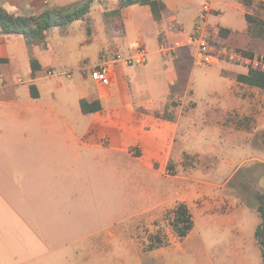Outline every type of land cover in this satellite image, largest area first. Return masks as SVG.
<instances>
[{
  "label": "rangeland",
  "instance_id": "obj_1",
  "mask_svg": "<svg viewBox=\"0 0 264 264\" xmlns=\"http://www.w3.org/2000/svg\"><path fill=\"white\" fill-rule=\"evenodd\" d=\"M172 1L177 6L167 11L166 23L158 25L160 31L164 24L171 29L173 41L187 30L182 20L195 19L206 0ZM211 1L214 9L209 23L215 48L250 50L264 58V40L251 38L245 18L246 12L256 10L240 0ZM190 9L193 11L189 12ZM172 17L178 19L172 21ZM221 27L230 30L226 38L220 36ZM65 28L52 27L51 40L62 37ZM130 33L131 47L145 44L151 51L148 68L157 57L161 66L167 62V67L158 70L157 78L158 87L166 85L173 66L168 59H163V53L153 51L168 41L160 43L157 38L146 36L138 42L135 33ZM17 36L9 41L14 54L9 67L0 65V264H238L244 259L241 254H245L250 264H263L255 235L261 217L239 190L242 177L250 190L264 193V174L243 176L251 157L256 153L264 156V135H261L262 144L256 141L259 130H264V91L256 89L254 93L249 86L233 78L235 73L248 71L247 63L229 54H220L221 61L198 65L193 63V56V62L188 63L186 87L174 97L169 95L159 110L161 115L175 118L179 107L186 115L196 105L189 121L192 127L198 128L199 137L190 140L188 136L185 144L177 141L176 150L181 151L182 146L185 150L181 161H172L173 173L200 167L204 162L210 166L221 165L220 177L209 176L210 180L221 184L241 163L240 172L224 188L230 193L228 201L236 206L229 217L235 222L231 220L228 224L224 215L211 211L217 205L215 201L204 207L192 205L194 227L184 240L174 241L157 251H144L139 243L147 245L158 231L177 237L167 220L171 210L155 220L154 217L162 214L163 207L155 206L150 211L161 199L149 202L150 193L141 192V185L149 186L147 177L130 178L121 172L127 157L122 152L93 147L97 143L102 145V137H89L81 132L91 120L82 113L78 97L81 85H93L94 79L76 71V62L57 65L43 58L36 48L38 43L30 45L22 36ZM160 37L163 38V34ZM24 43L28 48L20 47ZM99 49L95 45L88 61L91 65L98 62ZM171 56L174 58L175 54ZM32 58L40 60L42 67H52L49 71L54 74L30 80ZM129 81L133 92H138L135 81L132 78ZM31 83L41 90V99L31 98ZM158 95L161 96V92ZM212 107L220 109L215 112ZM222 115L230 118L233 123L229 124L248 127L249 131L238 134L215 131L207 136L208 123ZM245 115L249 117H243ZM117 124H125V121ZM116 132L121 130L114 129L112 133ZM137 137L130 134L122 139L133 144ZM120 139L121 136L115 139L112 147L117 146ZM206 153L210 155L203 161L201 154ZM80 154L82 156L77 157ZM228 163L232 166L227 167ZM71 170L75 172L73 176L67 174ZM76 170L80 174H76ZM161 185H164L162 181ZM222 192L219 193L225 191ZM234 225L246 232L247 239L239 242L235 239L231 231Z\"/></svg>",
  "mask_w": 264,
  "mask_h": 264
},
{
  "label": "crops",
  "instance_id": "obj_2",
  "mask_svg": "<svg viewBox=\"0 0 264 264\" xmlns=\"http://www.w3.org/2000/svg\"><path fill=\"white\" fill-rule=\"evenodd\" d=\"M86 1L88 0H0V11L21 16H38L46 9L68 8L82 4ZM163 1L168 5L167 11L177 6L172 0ZM188 1L190 3L193 2V0ZM114 9H120L121 16L115 19L114 24L116 27H113V30L110 32L107 28L103 14L105 11H111ZM192 11L193 9L189 10V12ZM200 11L195 18L196 20H182L183 26L187 29L184 32H189L194 29ZM166 13L161 21L162 24L166 23ZM89 15V21L75 20L65 26L64 35L57 41L51 40V35L48 31L46 42H40L36 45L41 56L43 58H48L57 65L65 63L72 64L73 62H76L78 67H76V71L81 72L83 77H88V75H90L89 68L99 62L102 52L108 50L129 54L136 49V47H131L128 43V37L131 34V31L135 33L138 42L146 39V36L157 38L160 43L165 41L169 42L173 39L172 31L171 29H168L166 24H164V29L160 31L158 25L159 22L154 20L149 5L135 4L121 7L119 0H96L92 4ZM210 17L211 14L209 16V21ZM177 19L178 18L176 17L171 18L172 21ZM88 28H91V34L88 32ZM160 34H163L164 37L166 36L167 39L160 37ZM16 35H19L20 37L22 36V38L25 39L21 34L3 33L0 25V65L2 66L9 67L10 59L12 55H14L10 51L9 41L13 40V37ZM95 45L100 47L98 50V62L91 65L88 61L95 50ZM20 47L28 48L27 43L20 44ZM188 49L189 52H185ZM153 52L162 53L159 49ZM170 53L175 54L174 58H170L172 57ZM170 53H163V59H168L170 65L173 66V70L168 74V83L166 85L158 87V70L161 67L165 68L168 66L167 62H163L161 66L158 57V60L155 59L151 62L149 68L147 67V63L142 65H129L123 63L124 66L118 67L119 64H122L119 63L115 67L113 81L108 86H101L95 80L93 85H88L87 82V84L81 85L80 95L78 97L79 102L83 98L88 100L98 99L103 107L101 111L93 113L85 114L82 112L87 115L91 121L88 123L86 129L81 132L89 137H102V145L97 143L93 144V147L122 152L127 157L128 161L130 160V163L128 164L127 161L126 166L121 172L128 174L130 178L147 177L149 186L141 185V192L150 193L148 199L149 202L161 199L156 205L150 207V211L155 206L163 207L162 214L154 217L155 220L160 219L164 212L166 214L167 210H172L176 204L180 202H185L192 212V205L204 207L206 203L215 201L217 202V205L211 211L224 215L226 217V222L231 224L230 221L234 220L235 222V219L229 217H231L230 214H233L236 206L230 204L228 201L230 193L224 190V188L232 177L240 172L242 169L240 166L241 163L232 171L224 183L221 184L215 183L213 180L209 179L211 174H213V176L215 175V178L220 177L222 170L219 167L221 165L219 167L213 165L210 166L205 165L204 162L200 167L196 166L190 169H180V173L178 174L172 172V161H181L180 157H182V151L185 150V146H182L183 149L181 151L176 150L177 141L181 140L183 141L182 144H185L188 136L190 137V140L194 138L196 139L199 137V132L198 128L192 127L189 121V116L195 111L194 108L196 105L186 115L183 114L182 107H179L176 110V116L173 119H167L163 116L156 115V113L161 114L159 110L162 108V103H166L168 96L172 94L171 86L178 79L177 63H181L182 61L185 63H192L195 57L194 50L190 48H181ZM219 61H221L220 58L216 62ZM39 62L41 64V69L35 73L33 72L30 80L44 78L48 76L49 70H52V67H48V69L42 67L43 65L40 60ZM193 63H195V61ZM129 78H132L135 81L138 92H133ZM242 84L249 86V89L254 93H256V89L264 91V89L256 86L245 83ZM36 87L39 91V96L33 97L31 94V98L39 100L42 98V92L37 85ZM181 89L182 88H180L177 93L182 92ZM159 92H161V96L158 95ZM41 107L46 108V110L49 109V107L43 105H41ZM211 109L212 111L215 110V112H217L220 108L212 107ZM54 112L56 113V111ZM243 117L249 116L245 115ZM120 120L125 121V124H117ZM229 123L233 122L230 121V118L227 119L224 115L215 118V121L208 123L207 136L213 135L215 131H228V133L236 132L237 134L245 130L249 131L248 127L238 128L236 127V124ZM114 129L121 130V132L112 133L114 132ZM73 134L78 140H82L78 134H75L74 132ZM130 134H136L138 136L137 141L133 144H130L127 141L125 142L122 139V136H130ZM261 135H264V130L260 129L256 141L262 144ZM119 136H121L119 144L112 147L113 141L119 138ZM123 144L126 145L123 146ZM132 149L133 151H131ZM134 150H137V154H134ZM201 155L202 160L205 161L210 154L206 153ZM81 156L82 154L77 155V157ZM250 160L251 164L245 168L243 176H262L264 174V156L256 153ZM231 166L232 163L227 164V167ZM76 171V174H80L79 170ZM107 172L111 171L107 170ZM112 172L116 174L119 173L118 171ZM67 174L73 176L75 172L71 170ZM118 176L121 175L119 174ZM161 181L164 184L163 186L161 185ZM244 181L245 178L241 177L239 181L240 193L243 198L246 197L248 203L252 204L254 209L257 210L258 200L256 193L258 190H250V188L245 185ZM218 191L225 192L222 194L223 192L219 193ZM237 207H239V205H237ZM231 231L234 232L235 239L238 242L240 239H247L246 232L240 226L234 225L231 227ZM166 237L169 240L168 245L153 250H146V245L144 246V243L139 244L144 251H157L168 247L174 241H182L186 238L179 239L178 237ZM256 239L258 241L257 236ZM250 240H252L251 237ZM237 246L239 247V244ZM240 257L244 259H241L238 264H250V261L246 259L247 257L245 254H241Z\"/></svg>",
  "mask_w": 264,
  "mask_h": 264
},
{
  "label": "trees",
  "instance_id": "obj_3",
  "mask_svg": "<svg viewBox=\"0 0 264 264\" xmlns=\"http://www.w3.org/2000/svg\"><path fill=\"white\" fill-rule=\"evenodd\" d=\"M96 0H88L82 4L75 5L68 8H53L46 9L38 16H21L14 15L5 11H0V25L3 33H14L21 34L25 37L27 42L32 45L40 42H46L48 31L52 27H65L69 23L75 20H90V10L93 2ZM120 6H129L135 4L149 5L152 11V16L156 22L163 20L164 14L168 10V5L163 0H119ZM241 3L246 5L248 8H254V12H246L245 18L249 23V34L254 40H264V2L257 0H240ZM104 18L108 30L111 32L113 27L115 28L114 21L117 17L121 16L120 9H114L111 11L104 12ZM89 34L92 33L91 28H88ZM220 36L226 38L230 30L224 27L220 28ZM239 50V49H238ZM245 55L253 57L255 54L250 50H240ZM32 69L35 73L41 69V64L37 58H32ZM181 61V60H180ZM189 64L185 62L177 63V81L172 84L171 97H174L180 88L183 91L189 79ZM233 78L239 82L256 86L264 89V69L248 66L246 73H235ZM31 94L33 97L39 96V91L35 84L30 85ZM173 104H175L173 102ZM177 105V104H175ZM80 106L83 113H93L101 111L103 109L100 100H88L83 98L80 100ZM158 116H163L167 119H173L174 116H164L160 113H156ZM258 204L257 210L261 217L256 231V236L261 232L264 222V193L258 191L256 193ZM167 219L173 228L175 234L179 239L185 238L194 227V219L192 212L185 202L178 203L169 213ZM264 240V237H263ZM168 238L163 235L160 231L152 235L149 239V243L146 245V250H153L155 248L163 247L168 245ZM263 264H264V249Z\"/></svg>",
  "mask_w": 264,
  "mask_h": 264
},
{
  "label": "built area",
  "instance_id": "obj_4",
  "mask_svg": "<svg viewBox=\"0 0 264 264\" xmlns=\"http://www.w3.org/2000/svg\"><path fill=\"white\" fill-rule=\"evenodd\" d=\"M213 9L212 1L206 0L198 15L194 29L182 33L180 37L173 41L161 44L159 51L168 54L181 48L193 49L195 53V62L197 64H212L219 60L220 54H229L231 58H237L238 60L244 61L248 66L252 65L264 69V58L256 54L253 57H250L236 48L224 47L220 50L214 48L215 45H213L211 41L212 35L209 23V16ZM149 54L150 50L145 44L140 45L129 54L108 50L104 51L100 55L99 62L89 68L90 75L101 86H108L113 81L114 70L119 63L129 65L146 64L148 62ZM48 74L53 75L54 73L49 71ZM71 75L72 73H67V76L70 77Z\"/></svg>",
  "mask_w": 264,
  "mask_h": 264
},
{
  "label": "water",
  "instance_id": "obj_5",
  "mask_svg": "<svg viewBox=\"0 0 264 264\" xmlns=\"http://www.w3.org/2000/svg\"><path fill=\"white\" fill-rule=\"evenodd\" d=\"M263 237H264V222H263V226H262L261 232L258 235L259 245L264 249V240H263Z\"/></svg>",
  "mask_w": 264,
  "mask_h": 264
}]
</instances>
